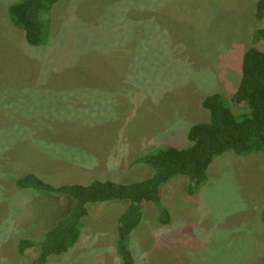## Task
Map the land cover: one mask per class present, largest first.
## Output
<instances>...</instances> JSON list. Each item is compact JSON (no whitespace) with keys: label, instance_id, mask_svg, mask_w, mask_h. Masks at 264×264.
Returning a JSON list of instances; mask_svg holds the SVG:
<instances>
[{"label":"rangeland","instance_id":"374dc122","mask_svg":"<svg viewBox=\"0 0 264 264\" xmlns=\"http://www.w3.org/2000/svg\"><path fill=\"white\" fill-rule=\"evenodd\" d=\"M0 0V264H34L40 240L66 215V195L20 189L33 173L60 186L134 182L153 171L135 160L187 149L189 128L210 120L203 100L231 103L254 33L258 0H59L49 43L35 47ZM249 110V109H248ZM189 178L162 189L170 223L144 204L131 235L135 264H264V156L214 159L194 195ZM69 198V197H68ZM128 201L89 204L77 244L47 264H122L118 219Z\"/></svg>","mask_w":264,"mask_h":264},{"label":"trees","instance_id":"16d2710c","mask_svg":"<svg viewBox=\"0 0 264 264\" xmlns=\"http://www.w3.org/2000/svg\"><path fill=\"white\" fill-rule=\"evenodd\" d=\"M59 0H20L9 6L13 24L22 29L28 44L39 47L49 43V16ZM257 18L264 16V0L257 2ZM254 43L264 41V28L254 33ZM231 103L246 112L235 115L230 102L221 94L207 96L202 106L210 112V120L192 125L188 137L193 145L187 149L160 147L153 153L135 160L148 165L153 173L142 181L116 182L94 179L90 183L53 186L37 175L28 173L16 181L20 189L56 195H66L69 206L66 215L57 221L40 240L20 239L18 252L38 248L34 264H47L54 255L71 250L78 242L88 218L89 204L128 201L118 219L117 251L122 264H135L131 235L143 220L144 204L154 203L160 215L158 221L170 223V214L162 202L163 187L175 177L189 178L187 193L194 195L205 186L207 170L215 158L227 152L249 155L262 152L264 156V51L252 46L244 55L242 77ZM249 109V110H248ZM264 194V186H263ZM264 222V207L262 211Z\"/></svg>","mask_w":264,"mask_h":264}]
</instances>
